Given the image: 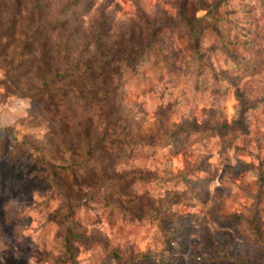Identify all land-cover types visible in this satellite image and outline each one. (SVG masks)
I'll list each match as a JSON object with an SVG mask.
<instances>
[{
    "label": "rangeland",
    "instance_id": "374dc122",
    "mask_svg": "<svg viewBox=\"0 0 264 264\" xmlns=\"http://www.w3.org/2000/svg\"><path fill=\"white\" fill-rule=\"evenodd\" d=\"M0 264H264V0H0Z\"/></svg>",
    "mask_w": 264,
    "mask_h": 264
},
{
    "label": "trees",
    "instance_id": "16d2710c",
    "mask_svg": "<svg viewBox=\"0 0 264 264\" xmlns=\"http://www.w3.org/2000/svg\"><path fill=\"white\" fill-rule=\"evenodd\" d=\"M109 60H110V59H109ZM109 60H108V61H109Z\"/></svg>",
    "mask_w": 264,
    "mask_h": 264
}]
</instances>
